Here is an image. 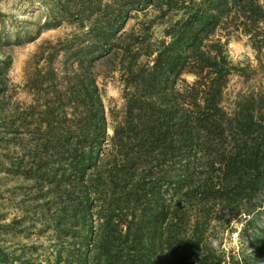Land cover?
<instances>
[{
  "label": "trees",
  "instance_id": "16d2710c",
  "mask_svg": "<svg viewBox=\"0 0 264 264\" xmlns=\"http://www.w3.org/2000/svg\"><path fill=\"white\" fill-rule=\"evenodd\" d=\"M15 1L43 18L1 28L4 44L74 29L42 51L48 69L31 86L56 87L59 55L75 68L57 105L17 117L32 136L3 161L30 183L22 219L48 233L49 251L35 263L0 246V264H264V86L223 106L229 76L251 77L230 62L233 35L247 38L264 78L261 0ZM102 58L122 87L110 135L89 69ZM11 65L0 61V93ZM14 123L1 126L11 134Z\"/></svg>",
  "mask_w": 264,
  "mask_h": 264
},
{
  "label": "rangeland",
  "instance_id": "374dc122",
  "mask_svg": "<svg viewBox=\"0 0 264 264\" xmlns=\"http://www.w3.org/2000/svg\"><path fill=\"white\" fill-rule=\"evenodd\" d=\"M264 4V0H261ZM0 12L5 15L3 19L5 25H0V30L11 27L10 23L14 21L16 29L23 26L30 28L29 21L42 20L43 16L38 14H23L15 0H0ZM14 17V20H13ZM16 20V21H15ZM132 22L129 21L127 26ZM74 34V29L66 24L56 28L43 31L40 36L33 42L22 45H7L0 40V61L5 57H11L12 65L4 78L0 93V103L4 107V115L0 117V246L9 251H20L30 257L35 263L43 260L48 249L49 235L42 234L37 237V231L32 226L28 216L22 219V207H32V195L30 183L23 179L5 173L3 161L6 157L16 158L19 154L16 152L15 145L26 142L32 135V126L16 128L17 117L24 115L31 104H42L48 101L50 104H56L55 92L63 87L64 73L70 75L75 66L67 63L62 64V56L59 55L52 63L58 80L54 83L56 87L52 90L47 88L37 91L32 85V79L37 72L42 75L47 70L45 60H42V51L47 54L49 47L58 41L69 38ZM227 51L232 65L242 67L251 77L245 80L236 73L229 76L228 83L223 94V106L229 109L232 102L239 94L250 91H256L264 86V78L258 68V62L255 52L246 37L235 34L228 42ZM43 57V56H42ZM92 72L98 86L101 101L104 107V114L107 122L106 133L111 134L112 119L111 112L117 113L122 104L121 83L119 75L114 71V65L110 60L102 58L97 60L89 68ZM254 71L255 73H253ZM191 81V77L186 78ZM4 87V88H3ZM59 110V108H58ZM14 123L13 132L7 134L1 125ZM26 123V122H25ZM16 129V130H15ZM24 205V206H23ZM36 246V251L32 249Z\"/></svg>",
  "mask_w": 264,
  "mask_h": 264
}]
</instances>
